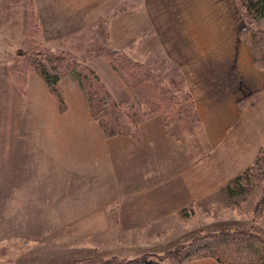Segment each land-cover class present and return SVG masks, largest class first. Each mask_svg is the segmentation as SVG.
Returning <instances> with one entry per match:
<instances>
[{"label": "crops", "instance_id": "1", "mask_svg": "<svg viewBox=\"0 0 264 264\" xmlns=\"http://www.w3.org/2000/svg\"><path fill=\"white\" fill-rule=\"evenodd\" d=\"M121 2L122 9H130L129 0ZM34 4L42 23L44 37L41 38L56 43L67 38L61 33L55 34V27L47 30L50 25H60L63 20L61 25L74 22L73 19L82 16L83 8L85 13L91 11V4L83 0L78 3L76 0H34ZM139 6L145 15L144 24L151 31L150 36L143 37L139 54L162 49L179 65L203 124L200 132L195 134L190 127L184 130L187 124L183 122L167 125L159 114L146 115L135 136H116L135 139H126L130 140L127 146L133 150V156L132 162L128 160L122 165L127 175L122 177L120 167L114 168L113 158L110 166L104 158V149L98 150L99 143L106 141L107 137L92 118L89 104L85 105L78 79L73 74L67 75L70 84L66 92L63 90L66 75L60 79L58 86L65 111L58 110V113L55 108L57 105L61 109L60 104L43 77L35 73L28 74L27 79L30 87L35 83L46 90L48 97L47 91L52 95L47 98L48 101L54 100L47 107L51 110L50 116L53 115L49 130L52 135L57 134L58 144H63L66 155L60 161L64 162L67 173L71 171L74 177L89 180L101 167L99 173H105L101 183L86 189L80 187L81 191L74 194H86L90 200L84 214L100 215L104 207V230L108 232L109 247L110 241L114 243L115 233L119 234L122 245L146 244V239L152 238L151 242H156L157 236L168 230L171 217H181V211L186 209L191 210L189 215L210 209L211 192L222 190L228 198L225 192L227 183L254 161L264 145V69L255 65L250 49L240 36L246 22L238 3L235 0H138ZM256 26L263 28L264 18ZM69 37L72 36L69 34ZM109 44L115 47L112 42ZM70 45L69 49L75 50L74 43ZM62 46L65 44L60 42L59 46L50 47L60 50ZM81 110L84 111L81 115L83 123L78 119ZM155 129L158 135L161 132L172 139L173 157L177 158L179 166L176 171L170 169V173L163 177L157 175L154 166L146 163L145 147L148 144L144 145L142 141H149V132ZM151 136L153 139L159 137L155 133ZM175 137L186 143L185 157L178 153ZM195 152L201 154L197 160L194 159ZM130 166L133 174L129 175ZM147 232L157 235L148 237ZM108 250L111 255L127 257L119 253V247ZM181 264L221 263L214 257H201Z\"/></svg>", "mask_w": 264, "mask_h": 264}, {"label": "rangeland", "instance_id": "2", "mask_svg": "<svg viewBox=\"0 0 264 264\" xmlns=\"http://www.w3.org/2000/svg\"><path fill=\"white\" fill-rule=\"evenodd\" d=\"M80 1L76 0V3ZM84 1L91 4V11L85 13L86 9L83 8L82 16L73 19L74 22L61 25L63 20L60 25H50L47 30L55 27V34L61 33L67 38L60 41L62 45L65 44L62 48L68 47L67 51H73L69 48L74 43V52L80 60L96 69L107 88H116L114 95L118 100L137 101L139 115L143 120L148 115V110L146 103H143L142 90L123 78L111 61L96 52V49L105 44L112 46L109 44L112 42L113 46L129 51L134 58L141 61L149 57L156 62H160L162 57L168 62L172 60L159 48L139 54L143 37L146 34L150 36L151 31L144 24L145 15L143 8L137 7L138 0H129L130 9H122L121 0ZM235 2L238 3V0ZM41 24L34 0H0V264H75L76 260L87 256H109L108 249L117 247L121 249V255L135 257L144 253H161L176 247L182 241L192 240L201 232L211 234L234 228L251 229L264 236V212L259 216L255 212L261 190L256 188L246 196L229 201V197L217 189L214 193L211 192L210 209L198 210L192 215H189L191 210L186 209L181 211V217H171L172 223L168 230L161 233V237L157 236L156 242H151L152 238L146 239V244L138 242L122 245L119 234L115 233L114 243L110 241L109 247L106 240L108 232L104 230V207L100 215L84 214L90 200L86 198V194H74L81 191L80 187L86 189L90 185L94 187L96 183H101V179L105 177L104 172L99 173L102 167L95 174L98 177L90 180L74 177L71 171L67 173L64 162L60 161L66 155L63 144H58L57 134L52 135L49 130V120L51 121L53 115L50 116L51 110L47 107L54 100L48 101L47 98L52 97L51 93L47 91L48 97L46 90L35 83L30 87L27 81L23 83L11 76L12 69H19L24 61V56L17 54L18 50L59 46V41L49 42L41 38L44 37ZM69 34L72 37L68 39ZM65 61L72 64L67 58L63 63ZM150 63L154 66V63ZM73 66L77 67L74 64ZM35 73L29 71L27 75ZM71 74L73 73L65 74L64 92L70 84V80H67L70 76L67 75ZM80 91L85 96L82 98L87 106L86 95L83 89ZM140 100L142 105L138 103ZM55 109L56 113L61 111L57 105ZM83 112L81 110L79 115H83ZM78 119L84 122L82 116ZM181 122L183 121L176 123ZM188 127L186 125L183 128L188 130ZM152 133L157 134L158 139H153ZM103 134L107 138L99 143L98 150L104 149L103 155L109 165H112L113 158L116 166L114 168L117 170L120 167L122 177H127L122 165L128 160L132 162L133 150L127 146L130 140L126 139H135L131 136ZM148 139L149 141L142 139L144 145L148 144L145 147L148 160L146 163L152 168L154 166L160 177L169 174L170 169L176 171L179 166L177 158L173 157L172 139L161 132L158 135L156 129L149 132ZM174 141L180 156L185 157L186 143L176 137ZM200 155L195 152L194 159L197 160ZM130 174H133L131 166ZM152 178L153 175L150 179ZM75 196L80 199H72ZM147 234L150 237L155 233ZM82 263L84 262L81 260L76 262Z\"/></svg>", "mask_w": 264, "mask_h": 264}, {"label": "trees", "instance_id": "3", "mask_svg": "<svg viewBox=\"0 0 264 264\" xmlns=\"http://www.w3.org/2000/svg\"><path fill=\"white\" fill-rule=\"evenodd\" d=\"M238 3L246 22L240 30V36L250 49L255 65L264 69V27L255 25L264 18V0H238ZM96 52L111 61L113 67L132 86L142 90L148 115H161L167 125L183 121L195 134L201 131L203 124L196 110L195 99L177 63L168 62L163 57L160 62L151 61V57L141 61L125 50L108 45L99 46ZM17 54L23 55L24 61L19 69H12L13 79L25 83L29 71L40 74L59 102L61 110L65 111V102L58 84L66 73H73L86 95L92 118L105 134H137L142 120L137 101L118 100L114 95L116 88H107L98 72L82 62L74 50L42 46L39 49H20ZM66 58L72 64L68 61H65L67 65L63 63ZM138 103L142 105L141 100ZM256 188L261 190L255 206L259 216L264 212V145L254 161L227 183L225 192L229 201H233L236 197L250 194ZM201 257H214L221 264H264V236L251 229L240 228L211 234L201 232L192 240L181 242L161 253H145L131 258L111 254L92 255L76 260L75 264L80 260L84 262L82 264H181Z\"/></svg>", "mask_w": 264, "mask_h": 264}]
</instances>
